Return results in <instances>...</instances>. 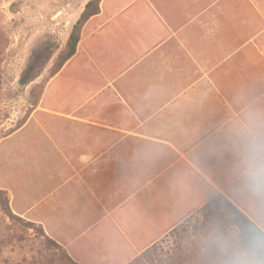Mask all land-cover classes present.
I'll return each mask as SVG.
<instances>
[{"label": "crops", "instance_id": "obj_1", "mask_svg": "<svg viewBox=\"0 0 264 264\" xmlns=\"http://www.w3.org/2000/svg\"><path fill=\"white\" fill-rule=\"evenodd\" d=\"M100 9L83 29L88 52L79 75L88 79L75 81L85 94L70 111L88 115L80 119L82 155H110L115 200L128 195L105 214H115L122 232V219L135 227L146 215L148 227L155 225L150 208L139 206L134 180L137 162L148 155L152 163L164 148L176 161L157 176L178 166L171 183L181 187L183 216L191 203L201 207L209 199L201 183L264 233V191L254 192L247 175L253 147L264 149V0H104ZM167 184L151 186L164 218L172 206ZM119 185L133 190L121 195Z\"/></svg>", "mask_w": 264, "mask_h": 264}, {"label": "rangeland", "instance_id": "obj_2", "mask_svg": "<svg viewBox=\"0 0 264 264\" xmlns=\"http://www.w3.org/2000/svg\"><path fill=\"white\" fill-rule=\"evenodd\" d=\"M90 1L0 0V264H77L67 244L87 227L95 229L118 196L110 155L97 161L77 156L85 146L81 137L86 128L80 119L88 115L70 111V106L55 113L54 121L41 114L51 112L46 106L48 89L62 66L71 32ZM255 19V14L248 17L256 26ZM28 67L39 76L22 85L20 78ZM158 150L159 158L152 163L148 155L137 162L134 191H139V206L150 208L149 218L158 223L164 214L156 213L152 200L161 195L154 194L151 186L162 180L168 183L172 206L167 220L175 227L161 235L154 226L150 234L159 239L135 258V239L127 235L122 242L133 247L125 249L121 262L233 264L241 257L247 264H264V236L207 185L199 183L209 199L201 207L191 203L190 214L183 216L181 187L171 183L180 173L178 166L157 176L163 164L176 161V155ZM124 187L121 195L133 190ZM92 245L95 254L103 250L94 240ZM97 256L104 261L105 256Z\"/></svg>", "mask_w": 264, "mask_h": 264}, {"label": "trees", "instance_id": "obj_3", "mask_svg": "<svg viewBox=\"0 0 264 264\" xmlns=\"http://www.w3.org/2000/svg\"><path fill=\"white\" fill-rule=\"evenodd\" d=\"M102 0H91L85 8V11L81 15L79 21L74 26L71 35L69 37L67 43V53L64 56V60L62 66L55 74V79L51 83L48 92H47V102L46 106L48 110L51 112H42L46 119L50 121H54L52 119L57 118L58 116L55 113H63L65 108L74 106L75 103H79L80 100H83L85 91L75 90V81L79 79V73L85 69V63L87 59H85L84 54H87V41L85 39V34L83 32L85 24L93 17L100 14V3ZM93 53L90 52L89 56ZM73 59L68 66L61 72L63 67ZM61 72V73H60ZM39 76V72L32 73L30 67L26 69V71L22 74L20 78V83L22 85H28L31 81ZM71 78V79H70ZM88 78L85 76L80 77V81H87ZM83 153H79L77 156L82 155ZM79 158V157H77ZM81 164V163H79ZM83 165V164H81ZM107 194L112 195L110 192ZM128 195L118 197L111 208L115 209L116 206H119L125 200H127ZM230 204H232L230 202ZM233 205V204H232ZM234 206V205H233ZM235 210L241 215V217L252 226L255 230H257L260 234L264 236V233L260 230V228L250 220L246 215H244L240 210H238L234 206ZM104 218V219H103ZM101 221L94 227L95 229L86 228L83 233L75 236L74 241L67 244V249L69 251L70 256L77 264H126L122 263L121 259L124 258L125 249L130 250L133 245H130L128 241L122 242L125 238L128 239L127 235H131L135 239V248L133 258L138 257L140 253H147L149 251V246L155 243L159 236L151 235L153 233V228L155 226L159 227V233L161 235L166 234L169 230L175 227V223L170 222L165 218L163 221H156L155 225H147V217L146 215H142L139 220L140 223L135 227H128L126 225V221L122 219V224L124 225V231L122 232L121 227L110 218L107 214L104 215ZM114 231L118 232L117 235H114ZM86 232V233H85ZM151 232V234H150ZM153 237V238H152ZM150 238V239H149ZM94 243H98L100 247L103 249L100 251L101 253H94V245H92V241ZM101 243H108L106 246H101ZM123 246L120 249V246ZM97 255L105 256L104 261L98 260ZM131 260V259H130ZM128 260V263L130 262Z\"/></svg>", "mask_w": 264, "mask_h": 264}, {"label": "clouds", "instance_id": "obj_4", "mask_svg": "<svg viewBox=\"0 0 264 264\" xmlns=\"http://www.w3.org/2000/svg\"><path fill=\"white\" fill-rule=\"evenodd\" d=\"M260 146L253 147V158L248 167V180L250 187L256 193L264 191V156L261 155ZM233 264H247V260L241 257L235 258Z\"/></svg>", "mask_w": 264, "mask_h": 264}]
</instances>
